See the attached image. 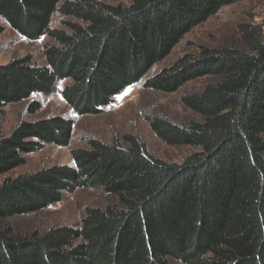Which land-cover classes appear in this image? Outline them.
Here are the masks:
<instances>
[{"label":"trees","instance_id":"16d2710c","mask_svg":"<svg viewBox=\"0 0 264 264\" xmlns=\"http://www.w3.org/2000/svg\"><path fill=\"white\" fill-rule=\"evenodd\" d=\"M239 1L0 0V18L13 31L49 39L43 66L29 57L0 65V122L7 105L49 95L62 81L69 84L59 94L77 115H99L190 30ZM53 15L60 28H50ZM239 34L245 49L201 47L143 84L172 94L213 79L180 98L198 119L180 124L158 110L144 113L163 144L196 149L181 163L157 160L137 136L121 134L71 150L72 166L1 183L0 264H264V36L251 24H241ZM39 109L33 102L28 112ZM72 127L55 116L0 134V176L44 146L67 147ZM77 189H99L113 203L86 207L77 227L21 237L5 225Z\"/></svg>","mask_w":264,"mask_h":264},{"label":"rangeland","instance_id":"374dc122","mask_svg":"<svg viewBox=\"0 0 264 264\" xmlns=\"http://www.w3.org/2000/svg\"><path fill=\"white\" fill-rule=\"evenodd\" d=\"M106 4H128L129 0H100ZM61 18L53 15L50 28H60ZM251 24L259 26L264 36V0H242L222 8L218 14L209 18L203 24L194 27L177 44L170 54L160 63L154 65L143 79L127 87L113 102L104 108L99 115H77L62 99L59 92L69 81L57 84L49 95L33 94L27 100L7 105L0 124V134L7 137L20 121H36L60 116L73 122L70 143L67 147L53 145L44 146L41 150L26 155L25 164L0 176V184L7 179L36 173L53 166H72L70 152L85 148L88 139H98L110 142L115 136L130 134L137 136L144 144L147 153L153 158L165 163L179 164L196 149L189 146H168L159 141L144 121V113L158 110L176 123L185 124L198 116L183 107L182 96L200 91L213 79L202 77L190 81L172 94H154L145 90V80L158 73L161 69L171 66L180 57L198 53L201 47L220 48L224 46L243 47L239 26ZM0 65L12 60L29 57L33 64L43 66L44 46L49 42L47 37L29 41L13 31L0 18ZM40 105L39 111L29 114L31 103ZM113 201L99 189H77L72 193L65 192L60 202L37 213L16 216L5 222L14 234L25 237L33 232L43 233L55 227H77L83 217L86 207H105Z\"/></svg>","mask_w":264,"mask_h":264}]
</instances>
